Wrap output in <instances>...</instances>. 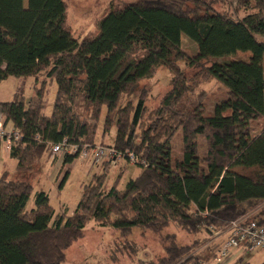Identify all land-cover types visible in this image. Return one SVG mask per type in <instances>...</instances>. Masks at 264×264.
Wrapping results in <instances>:
<instances>
[{
	"label": "trees",
	"instance_id": "16d2710c",
	"mask_svg": "<svg viewBox=\"0 0 264 264\" xmlns=\"http://www.w3.org/2000/svg\"><path fill=\"white\" fill-rule=\"evenodd\" d=\"M239 5L251 12L230 15L207 0H133L107 13L96 36L78 40L65 0H0V84L37 79L28 104L19 95L0 102L5 125L21 135L11 147L17 173L33 172L65 140L78 146L63 161L72 165L84 147L97 145L104 109L102 138L116 129L108 147L143 162L124 189L119 181L108 188L107 168L94 174L70 216H55L46 192L4 174L0 264H64L92 222L125 238L135 228L161 235L159 264H201L198 243L181 246L164 230L175 224L191 235L225 232L246 217L264 226V212L249 217L264 204V128L256 135L252 128L264 118V0ZM174 29L196 45L194 55L175 42ZM181 62L200 69V81L227 90L212 114L206 92L197 93L200 82L187 78ZM161 67L171 74V90L156 110L147 112L144 91L135 107L120 105ZM48 81L57 84L51 116L44 113ZM180 133L183 156L176 161L173 140ZM33 196L35 207L28 209ZM209 248L215 256L219 246Z\"/></svg>",
	"mask_w": 264,
	"mask_h": 264
},
{
	"label": "rangeland",
	"instance_id": "374dc122",
	"mask_svg": "<svg viewBox=\"0 0 264 264\" xmlns=\"http://www.w3.org/2000/svg\"><path fill=\"white\" fill-rule=\"evenodd\" d=\"M133 0H65L68 7V25L69 29L78 40L94 37L98 33V25L100 20L112 9L119 8ZM215 4V8L221 12H227L230 15L236 14L245 17L251 11H246L244 7L239 5L240 0H207ZM174 39L181 48L189 55H194L197 51L196 45L185 37H180L174 29ZM264 40V38H262ZM244 55L239 58H244ZM180 67L185 72L188 79L200 82L197 93L206 92L207 114H212L215 105L225 98L227 90L217 81L208 80L200 81L197 75L200 72L198 68H188L184 62L180 63ZM45 77H39V85ZM45 96L46 116H51L53 105L57 93L56 82L48 81ZM36 78L20 79L9 78L2 82L0 87V100L10 101L15 95L23 96L25 103L31 100L35 93ZM171 90V74L164 68H158L152 78L145 79L139 83V91L133 96H124L120 105L125 106L131 102L135 107L141 95L146 92L145 106L147 112L156 110L162 99ZM106 109L100 120L97 145L111 146L114 144L116 137V129L113 128L108 136L102 138L104 118ZM254 134H259L264 128V118L252 125ZM140 133V131H137ZM200 144L205 145V141L200 139ZM203 152V150H202ZM183 156V144L181 133L176 135L173 140V159L181 160ZM65 155L59 154L53 156L49 149L40 163L35 167L34 171L26 175L12 172L8 179L11 181H26L33 185L35 193L44 191L49 195L50 205L55 210V216L72 215L81 199L84 186L88 185L94 174L101 173L105 168L108 170V188L112 187L119 181V188L124 189L129 180L139 176L141 169L136 164L130 163L127 159L120 160L116 165L111 159H106L101 166H96L92 158L81 157L76 160L72 166L69 165H53L57 160H64ZM62 165V166H61ZM70 172L63 187L60 188L66 173ZM35 207L34 196L28 203V209ZM261 208L252 212L250 218L259 213L264 212V204ZM216 232H220L215 230ZM222 233V232H220ZM175 235L177 242L181 246H193L198 243V249L194 251L199 254L204 262L210 261L214 256V251L209 248L208 243L215 237V234L202 232L198 235L188 234L177 228L175 224L167 227L163 236ZM161 235L154 234L150 231H142L135 228L128 237H122L121 234L110 227H100L92 222L87 225L84 231V237L73 244L66 251V260L64 264H159L160 259L165 256L164 245L162 244ZM222 240V239H220ZM219 244V243H218ZM214 246H217L215 244ZM193 253V252H192ZM191 255V254H190ZM203 263V262H202ZM201 263V264H202ZM223 264H264V251H255L253 253H242L240 250Z\"/></svg>",
	"mask_w": 264,
	"mask_h": 264
},
{
	"label": "built area",
	"instance_id": "2783aa9c",
	"mask_svg": "<svg viewBox=\"0 0 264 264\" xmlns=\"http://www.w3.org/2000/svg\"><path fill=\"white\" fill-rule=\"evenodd\" d=\"M20 138L21 135L16 130L7 129L4 121L0 120V142L6 141L12 147ZM50 150L53 156H58L59 154L75 155L78 152V146L71 145L65 140L60 144L52 145ZM89 156L96 166H101L106 159H111L113 163L124 159H127L132 164L141 163L140 159L132 152L123 153L113 147L102 145L84 147L81 157ZM213 234H215V237L209 241L208 247L217 244L219 249L211 261L203 262L202 264H223L234 252L239 250L242 253L264 251V226L258 225L247 217L233 222L225 232L214 231Z\"/></svg>",
	"mask_w": 264,
	"mask_h": 264
},
{
	"label": "crops",
	"instance_id": "0c3cea01",
	"mask_svg": "<svg viewBox=\"0 0 264 264\" xmlns=\"http://www.w3.org/2000/svg\"><path fill=\"white\" fill-rule=\"evenodd\" d=\"M1 85H2V83L0 84V87H1ZM14 97H13V99H14ZM13 99H11L10 101H12ZM10 101L0 100V102H10ZM0 120L5 121L2 114H1V111H0ZM6 126H7V129L13 130V125L11 123L6 125ZM63 161L64 160L59 159L55 163L48 164V165L53 166V165L62 164ZM116 164L117 163H114V165H116ZM63 165H64V163H63ZM72 165H69V166H72ZM17 167H18V162L15 159H13L12 155H11V146L6 141H1L0 142V178L4 174H7L9 176L12 172L17 173Z\"/></svg>",
	"mask_w": 264,
	"mask_h": 264
}]
</instances>
